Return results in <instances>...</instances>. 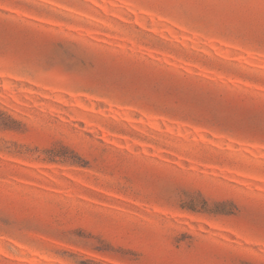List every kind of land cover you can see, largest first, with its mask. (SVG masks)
<instances>
[{"label": "rangeland", "instance_id": "1", "mask_svg": "<svg viewBox=\"0 0 264 264\" xmlns=\"http://www.w3.org/2000/svg\"><path fill=\"white\" fill-rule=\"evenodd\" d=\"M0 264H264V0H0Z\"/></svg>", "mask_w": 264, "mask_h": 264}]
</instances>
